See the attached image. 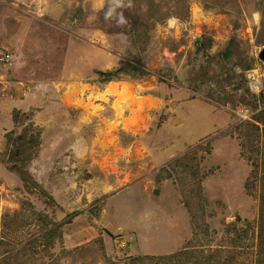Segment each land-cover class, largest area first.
I'll return each mask as SVG.
<instances>
[{
    "label": "rangeland",
    "instance_id": "374dc122",
    "mask_svg": "<svg viewBox=\"0 0 264 264\" xmlns=\"http://www.w3.org/2000/svg\"><path fill=\"white\" fill-rule=\"evenodd\" d=\"M226 1L0 0V264H264V0Z\"/></svg>",
    "mask_w": 264,
    "mask_h": 264
},
{
    "label": "trees",
    "instance_id": "16d2710c",
    "mask_svg": "<svg viewBox=\"0 0 264 264\" xmlns=\"http://www.w3.org/2000/svg\"><path fill=\"white\" fill-rule=\"evenodd\" d=\"M226 3H229V0L226 1ZM230 45L232 46V42L230 43ZM9 63V61H6V63ZM133 70H137V68H133L132 70H129L126 68V65L124 64L118 71H115V72H106V73H100L102 75L105 76V81L106 82H109L111 81L113 78L115 77H118L119 74L121 73H130L132 72ZM2 86L0 85V91L2 93ZM4 94V93H3ZM16 112V111H15ZM22 112L21 111H17L16 112V123H18L20 120H22ZM23 116H26V115H23ZM17 117L18 120H17ZM20 124V123H18ZM14 134V133H12ZM23 139L21 138L20 139V144L15 148V150L9 152V158L8 160L13 163V165L9 168V170L15 174H17L20 178V180L26 185L28 186V173L27 171H24L23 168L24 165H18L16 164V161L19 160V159H23L25 162H28L30 161V159H27L26 157H23V156H20L19 155L21 154V152L24 150V147H23ZM12 140L9 141V145L11 144ZM29 144L32 145V147H36V148H39L41 146V141H40V134H36L34 135V137H32L30 140H29ZM260 171V165L259 166H255V173L256 175H258ZM209 174H211L212 172H207ZM250 179L248 180L247 182V185L248 187H250ZM32 193V191H31ZM238 223H244L247 225V228L245 229H238L239 233L238 234V239L237 240H232V242L236 245V247L239 245L241 239L242 241L244 240H247L248 236H249V232L250 230H252L253 228H255V222H246V221H242L240 217H238L237 221L233 224H230V230H236L237 229V225ZM254 223V224H253ZM48 227V224L46 223L44 228ZM50 226V224H49ZM56 236V233L53 232V230H50L45 236H43V238L45 239V241L47 242V244H50L51 246L54 245V237ZM232 243V244H233ZM233 244V245H234ZM234 245V246H235ZM82 249H84L85 247H80ZM49 253V251H47ZM182 258H186L187 260L186 261H193L194 258H198L197 256H192L190 255L189 253H186L184 254L183 256H181ZM181 257H178V256H171L170 258H167V257H148V256H138V257H135V258H132V260H130L129 263L131 264H147V263H155V264H163L165 263L164 261H169V262H172V264H175V261L177 260L178 263H184L183 260L181 259ZM61 257L57 258L55 260L56 264H58V261ZM166 261V262H167ZM54 262V263H55ZM116 263H118V261H116ZM195 264H204V262H200V261H197L195 262Z\"/></svg>",
    "mask_w": 264,
    "mask_h": 264
},
{
    "label": "clouds",
    "instance_id": "9594fccd",
    "mask_svg": "<svg viewBox=\"0 0 264 264\" xmlns=\"http://www.w3.org/2000/svg\"><path fill=\"white\" fill-rule=\"evenodd\" d=\"M100 2L102 4L103 0H100ZM125 6L131 7V4L129 3L128 5H125L123 3V0H110V7H109L108 11L105 14V18L107 19L109 17H112L113 14L115 13L116 8H123ZM254 16H255V18L257 19V22H258L259 21V13H255ZM116 22H117L118 25L127 24V20L125 19L123 12H120V13L117 14ZM168 23H169L170 26H174L177 23V21H176L175 18H172V19H170L168 21ZM8 54H10V53H8ZM7 56L9 57V60L5 59V57H4L3 63H5V65L9 64V65L12 66L14 63L11 62V56H9V55H7ZM6 61H9V63L8 62L6 63Z\"/></svg>",
    "mask_w": 264,
    "mask_h": 264
},
{
    "label": "bare ground",
    "instance_id": "6f19581e",
    "mask_svg": "<svg viewBox=\"0 0 264 264\" xmlns=\"http://www.w3.org/2000/svg\"><path fill=\"white\" fill-rule=\"evenodd\" d=\"M112 87V86H111ZM113 88H114V85H113ZM111 89V88H110ZM115 89V88H114ZM116 91H118L117 89H115ZM111 91H112V89L109 91V93L108 94H112V95H114L113 93H111ZM127 92V91H129V89H128V87H125V88H123V91L122 92H120V97L122 98V100L123 101H126V100H132V102H133V98H126L127 96H126V94H125V92ZM126 98V99H125ZM131 105H133V103L131 104ZM118 108H120V107H118ZM134 117H136V118H134L133 119V123L131 124V128H133V129H139V128H136V126L138 125V123H136L138 120H139V118L137 117V116H135L134 115ZM139 121H141V120H139ZM135 123V124H134Z\"/></svg>",
    "mask_w": 264,
    "mask_h": 264
},
{
    "label": "built area",
    "instance_id": "2783aa9c",
    "mask_svg": "<svg viewBox=\"0 0 264 264\" xmlns=\"http://www.w3.org/2000/svg\"><path fill=\"white\" fill-rule=\"evenodd\" d=\"M5 59L9 60V57L6 56ZM247 118L249 117L248 114H246ZM248 120H251V119H248Z\"/></svg>",
    "mask_w": 264,
    "mask_h": 264
}]
</instances>
